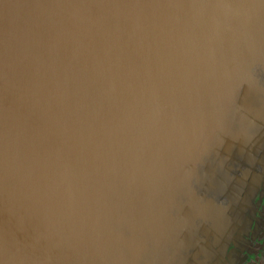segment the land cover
I'll list each match as a JSON object with an SVG mask.
<instances>
[{"label": "water", "instance_id": "95a60500", "mask_svg": "<svg viewBox=\"0 0 264 264\" xmlns=\"http://www.w3.org/2000/svg\"><path fill=\"white\" fill-rule=\"evenodd\" d=\"M264 173V0H0V264H224Z\"/></svg>", "mask_w": 264, "mask_h": 264}, {"label": "flooded vegetation", "instance_id": "af4514ba", "mask_svg": "<svg viewBox=\"0 0 264 264\" xmlns=\"http://www.w3.org/2000/svg\"><path fill=\"white\" fill-rule=\"evenodd\" d=\"M245 215V227L232 238L224 264H264V173Z\"/></svg>", "mask_w": 264, "mask_h": 264}]
</instances>
